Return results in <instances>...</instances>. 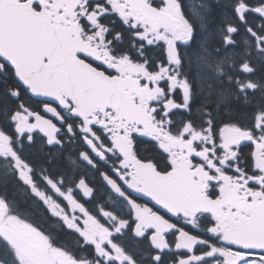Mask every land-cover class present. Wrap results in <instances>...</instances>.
<instances>
[{"label":"snow or ice","instance_id":"obj_1","mask_svg":"<svg viewBox=\"0 0 264 264\" xmlns=\"http://www.w3.org/2000/svg\"><path fill=\"white\" fill-rule=\"evenodd\" d=\"M0 264H264V0H0Z\"/></svg>","mask_w":264,"mask_h":264},{"label":"flooded vegetation","instance_id":"obj_2","mask_svg":"<svg viewBox=\"0 0 264 264\" xmlns=\"http://www.w3.org/2000/svg\"><path fill=\"white\" fill-rule=\"evenodd\" d=\"M200 2H201V0H192L193 4H199ZM248 150H251V146H250V148ZM85 178L86 179H91V174L89 173ZM145 199H142L141 202H145ZM149 206H152L151 203L149 204Z\"/></svg>","mask_w":264,"mask_h":264}]
</instances>
